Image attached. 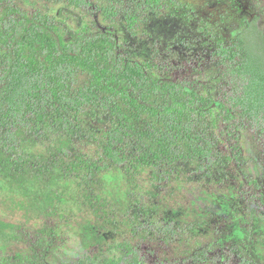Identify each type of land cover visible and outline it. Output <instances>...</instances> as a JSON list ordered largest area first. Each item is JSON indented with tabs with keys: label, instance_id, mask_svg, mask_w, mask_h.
<instances>
[{
	"label": "rangeland",
	"instance_id": "rangeland-1",
	"mask_svg": "<svg viewBox=\"0 0 264 264\" xmlns=\"http://www.w3.org/2000/svg\"><path fill=\"white\" fill-rule=\"evenodd\" d=\"M89 1L87 9L56 0H11L9 4L27 14L50 16L60 34H112L123 57L139 63H169L173 73L163 77L170 80L177 76L175 67L199 56L209 57L219 44L234 40L244 20L257 17L264 33V0ZM5 11L0 7V32ZM131 14L139 19L133 32L126 22ZM221 72L219 65L208 67L205 95L220 93ZM200 117L197 130L214 138L220 127L217 110L210 108ZM109 127L108 116L93 112L84 116L82 138L23 135L26 144L13 157L0 150V183L17 188L14 199L5 195L7 191H0V264L15 256L24 260L37 257L40 264H75L81 259L94 264H122L126 246L148 253L147 262L238 264L246 259L264 264V212L241 197L244 190L253 193L250 180L264 192V147L251 131L241 132L244 163L236 166L223 159L211 180L190 176L194 170L190 165L181 168L187 173L180 179L163 183L149 173L132 179L121 168L98 175L92 187L99 196L97 203L106 206L96 216L87 203L86 187L79 190L75 181L60 174L44 179L40 164L59 156L58 142H68L71 158L78 155L98 161L100 143ZM221 152L225 153L223 149ZM17 160L23 161V166H17ZM50 182L53 184L48 187ZM22 202L31 213L30 222L21 212L13 213ZM171 223L182 229L176 238L146 228V224L159 227ZM19 225L38 237L39 243L29 245L27 237L19 239L22 241L7 237Z\"/></svg>",
	"mask_w": 264,
	"mask_h": 264
},
{
	"label": "trees",
	"instance_id": "trees-1",
	"mask_svg": "<svg viewBox=\"0 0 264 264\" xmlns=\"http://www.w3.org/2000/svg\"><path fill=\"white\" fill-rule=\"evenodd\" d=\"M10 1L0 0V7L6 9L0 32V150L13 157L26 144L23 135L82 138L86 114L99 112L108 116L110 127L102 137L98 161L78 155L71 158L68 142H58L59 156L40 164L44 179L60 174L75 181L79 190L86 187L87 203L96 216L101 215L106 204L97 203L99 196L95 195L93 180L113 168L123 169L132 179L149 173L163 183L180 179L187 173L181 168L190 165L194 166L190 176L211 180L223 159L236 166L244 163L240 146L244 130L251 131L264 147V33L257 17L244 20L237 37L219 44L209 57L199 56L175 67L177 76L170 80L163 77L173 73L169 63H139L123 57L112 34H60L50 16L27 14L11 6ZM56 1H68V6L77 9H87L91 4L89 0ZM138 21L136 15H128L127 29L133 32ZM213 64L221 66V91L207 96V69ZM210 108L217 110L220 120L214 138L197 130L201 114ZM9 163L14 166V161L9 159ZM15 164L23 166V161ZM3 183L0 191H7L5 195L14 199L17 188L2 186ZM249 183L254 191H242V199L264 212L262 187L254 180ZM13 210L31 221L24 203ZM20 226L7 237H27L29 245L39 243L38 237ZM146 228L170 238L178 237L182 230L173 223L159 227L146 224ZM126 247L122 264L185 262H147L148 253ZM2 263L40 264L37 257L24 260L18 256ZM75 264L94 263L81 259ZM238 264L256 263L242 259Z\"/></svg>",
	"mask_w": 264,
	"mask_h": 264
}]
</instances>
